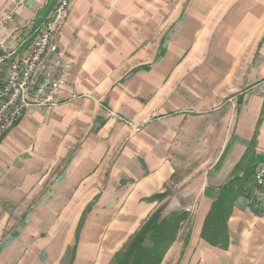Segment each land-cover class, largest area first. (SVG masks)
<instances>
[{
    "label": "crops",
    "instance_id": "0c3cea01",
    "mask_svg": "<svg viewBox=\"0 0 264 264\" xmlns=\"http://www.w3.org/2000/svg\"><path fill=\"white\" fill-rule=\"evenodd\" d=\"M235 1L210 45L203 44L209 30L186 22L177 52L188 57L182 75H166L171 55L158 75L160 51L148 70L136 66L109 89L107 111L119 121L95 100L106 96L100 76L131 61L126 53L110 58L103 39L110 26L98 23L112 0H75L58 38L72 63L60 105L29 113L0 138V264H111L159 209L193 215L192 249L174 256L175 244L163 264L180 252L181 264H264V192L253 184L264 159V0ZM58 2L15 0L4 8L16 15L1 34L25 27L20 56ZM233 175L247 180V192L222 250L200 237Z\"/></svg>",
    "mask_w": 264,
    "mask_h": 264
},
{
    "label": "rangeland",
    "instance_id": "374dc122",
    "mask_svg": "<svg viewBox=\"0 0 264 264\" xmlns=\"http://www.w3.org/2000/svg\"><path fill=\"white\" fill-rule=\"evenodd\" d=\"M14 2L15 0H0V8L4 9L5 7L13 5ZM235 2V0H112V3H109V5L106 6L107 13L110 12L109 15L99 16L98 23L110 26V28H105L107 31L103 33L105 36L103 39L109 40L107 49L110 58H121V56L126 53L129 55L128 59L131 61L124 67L120 66L116 75L100 76L102 83L96 84H98L99 88L103 90L102 94H105L106 96L95 99L97 103L103 107L104 111H107V109H109L108 103H110L109 97H107L109 89L114 85H118L120 80L129 76L131 70L136 66H140V68H146L148 70V68L154 65L153 61L160 51H164L163 53L166 58L161 63L158 62L155 67L157 68L158 75L161 73L160 71L163 63H165V61L166 63L170 61V55L171 59H173V57L177 58L174 65L166 75H182L183 60L188 59V57L187 53L179 56L177 52L181 50L182 29L186 27V22L191 19L192 25L190 30L192 28L197 30L199 23L203 25V31L204 28L205 30H209L213 36L209 40L210 43H207V41L203 39V44L210 45L212 44L214 34L222 29L221 20L229 18L228 16L231 14V9H234ZM221 10L226 11H223L222 15H219ZM44 15L45 14H43V16ZM93 19H95V17H92V20ZM39 22H41V19ZM207 23H209L208 26ZM61 29L62 28H60L59 32ZM98 44H102L101 39H98ZM106 44L107 43L104 45ZM141 52L143 59L136 60L135 63H133V58ZM206 52L207 48L203 47L201 51L195 53L196 58L193 63L190 64L191 67H194V70L197 69L199 58H204ZM151 60L152 62H150ZM124 75L125 77L123 78ZM107 112L119 121H125V119L119 117L113 111ZM3 136L0 137L1 140L3 139ZM84 217L85 215L81 218V223L78 228L79 230L82 228ZM192 223L190 225L191 231L193 227ZM190 229L188 228L185 230L182 237L177 238V243L175 242L176 245L174 244L176 249L174 256L177 254V251H180V249L183 248L184 239L186 238L185 236L187 231L189 232ZM190 249H192V243L190 244L188 250ZM70 254L71 253H69V256ZM180 256L181 252L179 256L173 259V261L170 260L167 264H181L182 258ZM202 263L199 261L196 263L194 258L193 264Z\"/></svg>",
    "mask_w": 264,
    "mask_h": 264
},
{
    "label": "built area",
    "instance_id": "2783aa9c",
    "mask_svg": "<svg viewBox=\"0 0 264 264\" xmlns=\"http://www.w3.org/2000/svg\"><path fill=\"white\" fill-rule=\"evenodd\" d=\"M75 0H59L54 12L36 36L29 52L20 56L27 42L25 27H17L14 35L1 34L16 15L14 9H4L0 14V127L5 134L14 129L29 113L52 109L60 105V96L72 73L71 60L58 42L59 30ZM56 15V18H54ZM2 75H12L3 81ZM39 75L36 86L26 89L25 78ZM253 184L264 192V159L257 165Z\"/></svg>",
    "mask_w": 264,
    "mask_h": 264
},
{
    "label": "trees",
    "instance_id": "16d2710c",
    "mask_svg": "<svg viewBox=\"0 0 264 264\" xmlns=\"http://www.w3.org/2000/svg\"><path fill=\"white\" fill-rule=\"evenodd\" d=\"M246 183L247 180L233 175L232 180L222 188L218 200L213 203L201 231V239L210 246L222 250L229 248L231 238L228 221L237 200L247 192ZM192 221L190 212H172L163 216V209L157 210L126 246L115 254L111 264H163L181 230L190 229ZM190 235L191 229L184 239V250L189 247Z\"/></svg>",
    "mask_w": 264,
    "mask_h": 264
},
{
    "label": "bare ground",
    "instance_id": "6f19581e",
    "mask_svg": "<svg viewBox=\"0 0 264 264\" xmlns=\"http://www.w3.org/2000/svg\"><path fill=\"white\" fill-rule=\"evenodd\" d=\"M38 77H39V75H28L25 78L26 89H33L34 86H36ZM10 79H12V75H2L3 81H10ZM4 134H5V128L0 127V137H2Z\"/></svg>",
    "mask_w": 264,
    "mask_h": 264
},
{
    "label": "water",
    "instance_id": "95a60500",
    "mask_svg": "<svg viewBox=\"0 0 264 264\" xmlns=\"http://www.w3.org/2000/svg\"><path fill=\"white\" fill-rule=\"evenodd\" d=\"M54 18H56V15H55V17Z\"/></svg>",
    "mask_w": 264,
    "mask_h": 264
}]
</instances>
